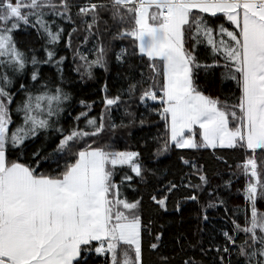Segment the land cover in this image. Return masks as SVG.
Instances as JSON below:
<instances>
[{
    "label": "snow or ice",
    "instance_id": "6c2138e0",
    "mask_svg": "<svg viewBox=\"0 0 264 264\" xmlns=\"http://www.w3.org/2000/svg\"><path fill=\"white\" fill-rule=\"evenodd\" d=\"M0 264H264V0H0Z\"/></svg>",
    "mask_w": 264,
    "mask_h": 264
},
{
    "label": "trees",
    "instance_id": "16d2710c",
    "mask_svg": "<svg viewBox=\"0 0 264 264\" xmlns=\"http://www.w3.org/2000/svg\"><path fill=\"white\" fill-rule=\"evenodd\" d=\"M70 123V121H66L65 124L67 126V124ZM199 155V154H198ZM205 158H207V154H205Z\"/></svg>",
    "mask_w": 264,
    "mask_h": 264
}]
</instances>
